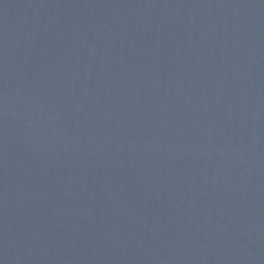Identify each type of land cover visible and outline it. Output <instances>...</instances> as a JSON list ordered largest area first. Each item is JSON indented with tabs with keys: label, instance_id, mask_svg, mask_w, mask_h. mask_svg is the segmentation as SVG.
<instances>
[{
	"label": "water",
	"instance_id": "obj_1",
	"mask_svg": "<svg viewBox=\"0 0 264 264\" xmlns=\"http://www.w3.org/2000/svg\"><path fill=\"white\" fill-rule=\"evenodd\" d=\"M0 264H264V0H0Z\"/></svg>",
	"mask_w": 264,
	"mask_h": 264
}]
</instances>
